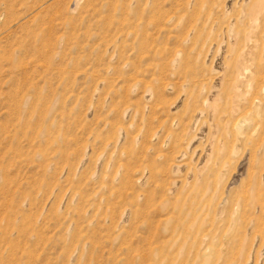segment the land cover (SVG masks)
Instances as JSON below:
<instances>
[{
    "label": "rangeland",
    "instance_id": "374dc122",
    "mask_svg": "<svg viewBox=\"0 0 264 264\" xmlns=\"http://www.w3.org/2000/svg\"><path fill=\"white\" fill-rule=\"evenodd\" d=\"M0 264H264V0H0Z\"/></svg>",
    "mask_w": 264,
    "mask_h": 264
},
{
    "label": "bare ground",
    "instance_id": "6f19581e",
    "mask_svg": "<svg viewBox=\"0 0 264 264\" xmlns=\"http://www.w3.org/2000/svg\"><path fill=\"white\" fill-rule=\"evenodd\" d=\"M258 6H259V5H258ZM256 11H257V10H256ZM256 38H257V37H256ZM261 41H262V40H261ZM242 58H243V57H240V60H241ZM243 59H244V58H243ZM245 60H246V58H245ZM242 61H244V60H242ZM238 62H239V61H238ZM238 62H237V63H238ZM240 62H241V61H240ZM240 62H239V64H241ZM243 63H244V62H243ZM245 64H246V61H245ZM249 65H250V64H248V67H249ZM256 65H257V64H256ZM240 66H241L240 68H242V70H245V68H246V67H244L245 65H244V66L240 65ZM240 68H239V70H240ZM241 72H242V71H241ZM238 73H239V72H238ZM243 76H244V75H243ZM244 81H245V79H244ZM244 81H243V82H244ZM245 82H247V81H245ZM256 83H257V82H256ZM243 84L245 85V83H243ZM232 91H233V90H232ZM245 91H246V89H245ZM236 94H237V93H236ZM235 96H236V95H235ZM238 96H241V95H238ZM241 101H242V100H241ZM240 104H241V103H240ZM238 105H239V104H238ZM239 106H240V105H239ZM197 258H198V257H197Z\"/></svg>",
    "mask_w": 264,
    "mask_h": 264
}]
</instances>
